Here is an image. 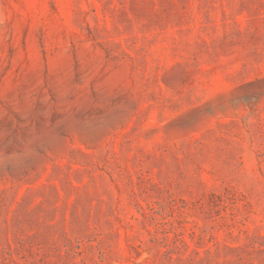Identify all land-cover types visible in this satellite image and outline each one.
<instances>
[{"label":"rangeland","instance_id":"374dc122","mask_svg":"<svg viewBox=\"0 0 264 264\" xmlns=\"http://www.w3.org/2000/svg\"><path fill=\"white\" fill-rule=\"evenodd\" d=\"M0 264H264V0H0Z\"/></svg>","mask_w":264,"mask_h":264}]
</instances>
